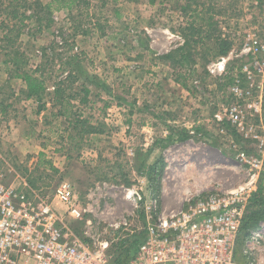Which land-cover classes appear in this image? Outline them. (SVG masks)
<instances>
[{"label":"rangeland","instance_id":"1","mask_svg":"<svg viewBox=\"0 0 264 264\" xmlns=\"http://www.w3.org/2000/svg\"><path fill=\"white\" fill-rule=\"evenodd\" d=\"M187 1L15 0L27 17L10 31L20 17H8L12 1L0 0L4 182L48 198L71 182L81 217L72 219L58 201L54 207L92 244L130 246L160 216L212 193L246 196L254 173L255 191L264 187V49H249L253 40L264 46V0H190L200 15L212 6L217 34L233 45L214 55L207 41L179 76L159 56L183 44L180 26L190 17L180 7ZM18 61L45 79L40 98L22 92ZM76 117L100 131L77 134ZM255 158L260 167L249 162ZM245 243L241 264L250 260ZM258 248L253 257L264 261V236Z\"/></svg>","mask_w":264,"mask_h":264},{"label":"built area","instance_id":"2","mask_svg":"<svg viewBox=\"0 0 264 264\" xmlns=\"http://www.w3.org/2000/svg\"><path fill=\"white\" fill-rule=\"evenodd\" d=\"M259 47L264 49L253 40L249 49ZM234 91L242 93L237 85ZM239 113L235 106L231 117L238 120ZM240 156L247 160L245 153ZM249 162L253 167L261 165L256 158ZM4 177L0 170V264H111L112 243L92 244L83 239L54 207L53 201H58L72 219L81 217L79 196L71 182H60L48 198L7 184ZM256 177L254 173L246 196H242L243 190L212 193L185 211L160 216L149 224L127 264H241L238 238ZM129 191L137 193L135 188ZM263 236L264 223L250 230L244 247L245 255L250 256L247 264H264L253 257Z\"/></svg>","mask_w":264,"mask_h":264},{"label":"trees","instance_id":"3","mask_svg":"<svg viewBox=\"0 0 264 264\" xmlns=\"http://www.w3.org/2000/svg\"><path fill=\"white\" fill-rule=\"evenodd\" d=\"M11 1L12 2L8 5V8H11L10 14L9 11H7L8 17L10 15H12V19L20 17V23L13 24V26L9 28L10 31L16 30V28L23 23L22 15L23 17H27L25 12L20 13L18 8V4L20 3L17 2V5H15V0ZM149 1L153 4L156 0ZM31 5L33 4H29V7H31ZM180 9L184 15L190 17V19L186 21L185 25L180 26V32L184 38L183 44L178 46L176 49L159 56L162 60L168 62L173 68H175L177 71L176 73L179 76L182 75V72L181 70L179 71V69L186 67L188 62L194 61L197 57L198 50H200L204 45H209L207 41H213V44L215 45L214 55L228 54L233 45L229 36L225 38L222 35L217 34L218 30H220L218 28V21L214 20L213 16H208L210 11L213 9L212 6H209V8L204 11L203 15H200L201 13H199L198 8L195 10L192 9L191 1L188 0L186 4L181 5ZM204 25H206L207 28H204ZM7 26L10 27L9 24H7ZM26 63V61H18L14 64V76L20 78L23 81L24 88L22 89V92L27 99L40 98L41 95L47 90L45 79L42 77V75L38 74V69L35 70L26 68ZM179 79L180 78H178V80ZM182 83L185 85L184 82ZM63 90L64 89L62 86L55 87L54 94L56 97H59ZM83 91H85V93H89V89L86 87L83 88ZM83 101H86V99ZM70 122L72 123L74 130H79L77 131V134L83 132L89 133L100 131L95 126L89 124L85 119L80 117H76L74 120L71 119ZM71 137L74 138L72 135ZM187 137H189L188 133L183 136V139H186ZM262 219H264V187L260 185L257 191L253 192L243 219L237 245L238 255L239 244L246 240L250 230L258 226L259 221ZM144 238L145 237L140 238L139 240H134L130 246H124L123 242L116 244L115 249L112 248L113 256L111 264H127L132 253L137 249L138 245L144 240Z\"/></svg>","mask_w":264,"mask_h":264}]
</instances>
